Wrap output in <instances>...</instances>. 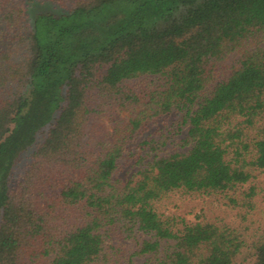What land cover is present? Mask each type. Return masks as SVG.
<instances>
[{
    "label": "trees",
    "instance_id": "16d2710c",
    "mask_svg": "<svg viewBox=\"0 0 264 264\" xmlns=\"http://www.w3.org/2000/svg\"><path fill=\"white\" fill-rule=\"evenodd\" d=\"M24 1L0 0V264H232L236 228L156 204L252 208L254 187L229 194L264 171V0H36L30 25ZM172 112L187 126L173 151L136 143ZM125 156L135 170L119 178ZM253 257L264 264V240Z\"/></svg>",
    "mask_w": 264,
    "mask_h": 264
},
{
    "label": "rangeland",
    "instance_id": "374dc122",
    "mask_svg": "<svg viewBox=\"0 0 264 264\" xmlns=\"http://www.w3.org/2000/svg\"><path fill=\"white\" fill-rule=\"evenodd\" d=\"M24 2L26 4V19L30 25L29 13L32 9H35V3L37 2L36 0H25ZM231 58L232 57H229L228 63ZM142 81L146 80H134L132 84L136 86ZM106 103L101 104V106H95L97 109L96 114L99 116L97 121L100 122L105 130L109 129L111 126L109 121L110 116L118 111L116 105H112L111 107L108 102ZM179 120L180 115L175 112L153 118L141 127L137 135L136 143L142 139H153L158 145L157 148H159L160 152L173 151L177 147V140L181 138L187 130L186 125L178 129ZM47 128L48 126L40 131L37 141H40L45 136L48 130ZM31 149L24 152L13 166L8 183L10 189L14 188L22 179L25 170L31 162ZM132 163L133 159L126 156L123 157L118 162L115 175L119 178L129 176L133 170H135V166H133ZM253 173L254 175L248 183L242 185L235 193L229 194L230 196L238 195V197H240L239 192L241 190L249 186L254 187L255 194L252 197V208L248 209L247 207L231 206L228 204V199L221 194L183 195L180 193H173L156 204L157 210L164 214L180 216L187 222L204 220L213 223L227 224L236 228L242 234L245 247L237 255L232 264H252L254 259V245L264 240V171L255 170ZM145 237L144 234L137 233L136 239ZM122 242H125L132 249L136 247L135 241L133 240L123 239ZM134 260L137 264L142 262V258L134 257Z\"/></svg>",
    "mask_w": 264,
    "mask_h": 264
}]
</instances>
